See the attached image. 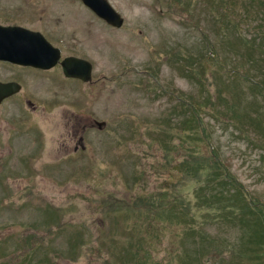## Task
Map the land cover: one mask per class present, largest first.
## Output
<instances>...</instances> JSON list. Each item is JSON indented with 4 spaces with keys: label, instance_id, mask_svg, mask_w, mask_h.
<instances>
[{
    "label": "rangeland",
    "instance_id": "rangeland-1",
    "mask_svg": "<svg viewBox=\"0 0 264 264\" xmlns=\"http://www.w3.org/2000/svg\"><path fill=\"white\" fill-rule=\"evenodd\" d=\"M12 1L0 0V16L16 21ZM108 2L120 29L70 5L24 21L93 71L87 84L18 72L22 93L0 105V264H264V0ZM16 71L0 65V79ZM237 103L245 133L229 118ZM79 136L85 149L73 152ZM191 150L196 162L214 153L239 190L186 177ZM199 188L221 190L230 209L207 219ZM147 202L154 211H130ZM182 202L194 236L158 212L176 204L180 217Z\"/></svg>",
    "mask_w": 264,
    "mask_h": 264
},
{
    "label": "trees",
    "instance_id": "trees-1",
    "mask_svg": "<svg viewBox=\"0 0 264 264\" xmlns=\"http://www.w3.org/2000/svg\"><path fill=\"white\" fill-rule=\"evenodd\" d=\"M255 18L260 19L259 20L260 23L258 24L257 28H260V30H261V28H264V14H259L258 13L255 16ZM238 37H240V36H238ZM243 40H244L243 42L245 43L244 45L247 47V49L248 50L251 49L250 53L253 52L254 51V44H253L254 41L248 42L244 38H243ZM210 59H212L213 63L216 62L217 65H220V68L216 67V70H217L216 74H220L221 72H219V71H225L226 72V67L223 65V63L219 62L218 59L217 60L215 58L213 59V57H211ZM236 66H238V67H236V68L233 67L232 70H230L229 76L233 77V78H231L233 80H235L237 77H240V79L242 80L243 79L242 75H240L239 72H238V70L240 68V64H238ZM258 85L255 86V87L258 88ZM255 87H253V88H255ZM217 97H219L222 101H225V99H227V97L224 98V96H222V95H217ZM206 98L208 100L205 101V103H202L200 105L202 107V109H206V107H208V104L206 102H208V101H210L212 99V95H210V93H209V95L206 96ZM184 104H185L184 106H186L185 108L189 112L192 113L193 121H194V122H192L191 119H188L187 123L188 124H193V126L195 127V130L198 132L197 140H199L201 142L202 141L204 142V139L201 136L202 132H204V128H202L203 127V121L199 117L198 111L196 109H194L195 105H191L189 100L185 101ZM231 107L234 108V109L231 110ZM231 107H230L231 116L229 118L233 122L232 126L237 128L241 132L245 133V129L242 127V123L245 122V121L240 119L241 118L240 112L237 109L238 107H240V105L238 106V103L237 104H231ZM248 119L249 120H247V121L249 122L250 130H252V127H254V126L257 127L258 126V124L256 122H254V118H252V119L248 118ZM248 122H246L245 124L247 125ZM261 127H262V124H261ZM191 153H195V151L191 150L190 153H188V155H190L189 156L190 157V161L186 162L188 164V167L185 168L186 172H187V173H185L186 177H190V178H193L194 180L199 181V179H201L202 176H204L206 185L211 184L213 189H214V186H216V185H217L216 186L217 189L224 188V186L228 185L230 187H233L234 190H239V189H237L235 187V185H234L235 181H233L232 176H230L227 173V171L222 168V166L218 162V157H216V155L213 152H211V155L213 153L212 158H211V156L209 157V159H201L202 157H199L200 159L197 162H196V159H193V157H191V156H193V155H191ZM213 189L209 188L207 190H202L201 188H199V190H198V193H199L198 194V199L200 200L199 201L200 202L199 208L204 211L205 216H206L207 219L211 218V216H212V214L214 212L216 214L217 211L219 212L223 208L224 209H230V207H231V206H228V205H223V202H221V201H223L222 191L221 190H217V189H216V191H214ZM238 194H240V193H238ZM216 203H218L217 207H215ZM141 204H143V201H141L140 204H138V205H141ZM147 204H148L147 207H142V206H137V205L133 209L130 207V211L131 212L132 211H134V212L138 211L139 212L141 209H144V211L149 212V210H153L152 203H148L147 202ZM182 204L183 205H181V203H180V205H181L180 206V211H181V216L180 217L175 216V214L173 213L174 212L173 207L175 208L176 204H172V206H173L172 207L169 203H165V205L160 206V210H158V212L161 211V212H159L160 215H166V216L169 215V216H174V217L178 218V222L181 221V223L183 225H187V229L190 232L189 235L194 236V235H196L194 233L195 229L193 228V226H191V223L188 222L189 221L188 218L191 217L190 206L188 204L184 203V202H182ZM254 206H256V204H254L253 207ZM215 218H218V217H215ZM157 226L159 227V225H157ZM159 228H161V227H159ZM198 234L200 235L199 237L204 242H208L209 238L206 239V237L204 235H201L200 232H198Z\"/></svg>",
    "mask_w": 264,
    "mask_h": 264
},
{
    "label": "water",
    "instance_id": "water-1",
    "mask_svg": "<svg viewBox=\"0 0 264 264\" xmlns=\"http://www.w3.org/2000/svg\"><path fill=\"white\" fill-rule=\"evenodd\" d=\"M81 1L108 25L117 29L122 27L123 18L114 11L107 0ZM37 36V33L18 27H0V61L43 70L53 67L60 58L59 51L53 49L48 43L38 40ZM61 67L67 78L79 79L84 83L91 81L92 66L85 60L66 58L61 62ZM17 91L16 84L0 83V102ZM104 126V122L98 123V129Z\"/></svg>",
    "mask_w": 264,
    "mask_h": 264
},
{
    "label": "flooded vegetation",
    "instance_id": "flooded-vegetation-1",
    "mask_svg": "<svg viewBox=\"0 0 264 264\" xmlns=\"http://www.w3.org/2000/svg\"><path fill=\"white\" fill-rule=\"evenodd\" d=\"M69 5L72 8H74L73 6H76V8H78V10H81V12L85 11L87 14L90 13L93 16H95L96 18H98L94 13L91 12V10L88 7H86L82 3L81 0H13L12 4L8 6V7H10V11L6 12V13L10 17L17 19V20L16 21H10L6 17L0 16V27H20V28L25 29L27 31L37 33L38 36L36 38L38 40L40 39L41 41H43V43L47 42L51 47L56 48L60 51V59H59L58 63L49 70H41V69H36V68H32V67L12 64V63L6 62V61H0V65H4L7 69L18 70V71H16V74L12 73L13 76L15 77V79H2V80L0 79V82L1 83H16L20 86V91L18 93H16V94L10 96L9 98L3 100L1 102V104L6 102L7 100L18 97L20 95V93H22L23 82H21L22 79L19 77L20 74L18 72L33 71V72H36L39 74H48V73H53L54 71H57L59 74L61 72L62 77H64L62 74V68H61L59 62L62 59L69 57L71 55H63V53H62L63 47H60L59 43L57 44V43L52 42L51 39H49L44 34V32H42L39 29L29 27L28 25H26V23H24V21L27 20L28 17L40 18L41 15H46L47 14L46 10L51 8V6L55 9L58 7L60 8L62 6L64 8H66V6H69ZM99 20H101V19H99ZM73 57H76V56H73ZM57 78H59V76H57ZM64 79H65V81L73 80L75 82H80L79 80L67 79L65 77H64ZM27 106L33 110H35V108H36L35 105L31 102H27ZM34 113H36V112H34ZM74 125L75 126H73V130H70V134H69V137H71L72 140H74L78 135V127H80V122L74 123ZM76 125H77V127H76ZM85 128H86L85 125L81 126V133L85 130ZM81 141H83V138H82V136H79V138L77 140V144L74 147L73 152H78V148H80V150L84 151L85 147H84L83 142H81Z\"/></svg>",
    "mask_w": 264,
    "mask_h": 264
}]
</instances>
